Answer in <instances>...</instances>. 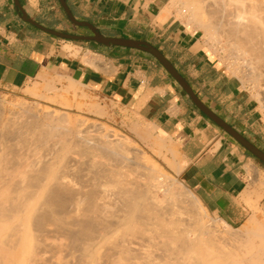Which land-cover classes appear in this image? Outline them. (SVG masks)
Segmentation results:
<instances>
[{"label": "crops", "instance_id": "obj_1", "mask_svg": "<svg viewBox=\"0 0 264 264\" xmlns=\"http://www.w3.org/2000/svg\"><path fill=\"white\" fill-rule=\"evenodd\" d=\"M0 0V88L76 82L177 146L180 178L228 225L264 224V165L203 112L151 53L73 36L145 41L216 115L264 150V110L174 0ZM39 25V26H38ZM123 117V115H121ZM261 161L262 163H260ZM256 171H255V170Z\"/></svg>", "mask_w": 264, "mask_h": 264}, {"label": "bare ground", "instance_id": "obj_2", "mask_svg": "<svg viewBox=\"0 0 264 264\" xmlns=\"http://www.w3.org/2000/svg\"><path fill=\"white\" fill-rule=\"evenodd\" d=\"M186 1L191 16L206 22L207 1ZM213 2L231 18L223 16V25H232L219 23L224 31L203 23L210 34L218 35L215 28L236 35L234 46L249 48L264 66V0ZM38 108L18 116L0 111V264H264L256 216L223 235L201 221L205 207L197 196L188 198L198 213L173 205L178 198L167 202L173 208L160 207L153 195L162 184L158 175L157 184L151 181L155 167L134 140L104 123L88 118L71 126L65 112ZM136 164L141 171L128 169Z\"/></svg>", "mask_w": 264, "mask_h": 264}, {"label": "rangeland", "instance_id": "obj_3", "mask_svg": "<svg viewBox=\"0 0 264 264\" xmlns=\"http://www.w3.org/2000/svg\"><path fill=\"white\" fill-rule=\"evenodd\" d=\"M206 1L208 4L203 3L202 5V7L204 8L202 10L203 11L202 15L204 16V20L206 22H201V21L199 22L198 19H195L191 16L192 11L189 8V5L187 4L186 0H174V5L178 7L180 11V15L187 18L191 24H193L197 28H200L205 33V38H206L207 43L210 45L213 51L220 57L225 67L232 74L240 78L244 87L246 89H249L252 92L253 97L261 103L262 109L264 110V76H262V73L264 75V66L260 65L262 63L257 61V59L255 58L257 56L252 54V51H250V53L247 52L249 50L248 47H247L248 48L247 51H245L244 48H242V50L238 49L239 46L236 47L237 42L236 43L234 42V37L236 35H232L231 36L233 37L232 39L229 36V34L231 33L228 34L229 37L226 36L227 35L226 33L225 36L227 38H225L222 32L224 29L231 27L232 23L231 24L229 23L231 22L230 20L231 18H228L227 16H225V15H228L225 11H224L226 13V14L224 13L225 15H222L223 11L217 12V8H219L220 6L216 7L217 4L213 2L214 0L213 1L210 0L212 3H209L210 1L208 0H203L202 2H206ZM209 4H212V5H209ZM213 9L217 13L216 15L215 14L213 15V13H215ZM221 9L224 10L222 7ZM223 16L227 17L228 20H230L228 23H225L226 25L230 24V26L229 25L226 26L225 24L223 25L224 21L227 22L226 18H224L223 20ZM213 18L216 20H214ZM218 18H219V21H218ZM211 21L213 25L215 22L217 23L216 26L214 25L216 28H221V29L224 28L223 30L220 31L219 29L218 31V29H215L214 26H212L214 28L213 29L214 32L217 31L218 33L216 32V34L218 35L210 34L211 31L208 30V28H206L205 25L203 24V23L206 24L207 22L211 23ZM219 23H221L224 27L223 28L222 26L220 27ZM202 25H204V27ZM204 29H207V30H204ZM206 31H210V32L207 33ZM256 62H258V64ZM60 83H61L60 85H57L54 81L53 82L52 81L41 82V80L39 79V80H34L33 82L29 83L26 87L18 89V90H8V89L0 88V104H3V106L1 105L3 108L0 107V111H2V109L6 111L5 116L10 115L11 112H15V113L17 112V116H18L23 111H27V112L28 110L35 111L39 107L38 111L39 113L41 112L42 114L46 111L48 112V110L50 111L53 110L52 112L55 114L59 115L61 113L60 116L63 114L67 115L69 117V121H68L70 123L69 125L71 126H76V123H78L80 120L89 118L88 120L90 122L91 120L92 122L93 121L101 122V123H104L110 129H114V130L117 129V131H119L120 133L134 140L135 144L138 147V150H140V153L147 157V161L150 165L153 164L151 165V167L153 166L152 168L155 167V169L152 171L151 181L156 179L155 176L157 177L158 175L159 178L157 177L158 179H156V181L159 182L160 180L159 184H162V186H164L162 187L160 185L162 188L161 187L159 189L157 188V190L156 188L154 189L156 191V192L154 191L155 195H153L154 200L156 198L155 201L156 203L159 204L160 207H162V204H163V207L164 206L168 207V205H171L167 203L168 201L169 203H172V204L173 202L180 203L181 201L180 204L182 205H176L178 203L173 204V205L182 206V207L185 206V208L187 209L189 207V210L193 208L192 213L197 212L199 210V206L192 207V203H191L193 199L194 201L196 200L195 193L188 186H186L180 178V172L182 170V161H181L180 153L178 151L177 146H175L168 139L158 136L152 127L145 126L136 121H132V122L128 121L125 117L126 113L122 114V112L120 111V108L115 107L108 100L103 99L99 94L90 93L88 90L84 89L82 86L76 84V82L64 83V81L61 80ZM92 103L96 104L97 106L96 109L92 108L91 106ZM20 110H21V113H20ZM31 111L30 113H33ZM98 111H101V112H98ZM27 112L26 113L23 112L24 115H29L28 114L29 112L28 113ZM15 113L13 114L14 116H15ZM121 115H123V117ZM1 121L3 120L0 119V122ZM1 125L2 124L0 123V126ZM137 166H138L137 164L135 165L136 168L134 166L132 167L129 166L128 169L131 170V168H134L132 170L135 171V169H137ZM129 170L126 169V171H129ZM139 171H141V168ZM156 181L154 180V182L153 181L152 182L155 184ZM178 196L180 197V199ZM189 196L192 197V198L190 197L192 201L189 200L188 198ZM170 198L171 200L173 199L172 202L170 201ZM173 205H171L172 206L171 208H173ZM168 208H170V206ZM174 208H177V207H174ZM202 209L203 208H200V211H202L201 213L198 211L201 217L197 214L198 212L196 213L198 215L197 217L198 218L200 217L202 219V216H203V219L205 220H201V221H203L204 223L217 225V227H219L220 229V233L223 235H226V233L230 234V232L232 233L239 232L243 230L247 224L245 223L242 226L234 227V226L228 225L223 219H221L215 213L209 212L208 210H205V208L203 210ZM262 226L264 228V224H262ZM221 230H223L222 231L223 233L221 232Z\"/></svg>", "mask_w": 264, "mask_h": 264}, {"label": "water", "instance_id": "obj_4", "mask_svg": "<svg viewBox=\"0 0 264 264\" xmlns=\"http://www.w3.org/2000/svg\"><path fill=\"white\" fill-rule=\"evenodd\" d=\"M64 7L68 11L69 15L72 17L68 6L66 5L64 0H61ZM79 25H86L90 27L93 30L94 36L92 37H86V36H73L63 33H58L55 31L48 30L51 33H54L56 35H61L66 38L70 39H76V40H95L101 43H104L108 46L111 45H119L124 47H131V48H137L144 51H147L154 55L168 70V72L179 82V84L182 86V88L191 96L193 101L196 103V105L205 112L211 119H213L215 122H217L221 127H223L229 134H231L237 141H239L244 147H246L255 157H257L259 160L264 162V150L259 148L256 144H254L252 141L248 140L245 136L240 134L236 129H234L231 125H229L227 122H225L222 118H220L218 115H216L208 106H206L205 103L202 102V100L196 95L190 84L186 81V79L178 72V70L175 68V66L171 63V61L156 47L151 45L148 42L145 41H138V40H132V39H124V38H115V37H104L98 31H96L90 24L83 23L76 21ZM39 26V25H38Z\"/></svg>", "mask_w": 264, "mask_h": 264}, {"label": "trees", "instance_id": "obj_5", "mask_svg": "<svg viewBox=\"0 0 264 264\" xmlns=\"http://www.w3.org/2000/svg\"><path fill=\"white\" fill-rule=\"evenodd\" d=\"M260 163H262L261 161H259ZM262 165H264V163H262Z\"/></svg>", "mask_w": 264, "mask_h": 264}]
</instances>
